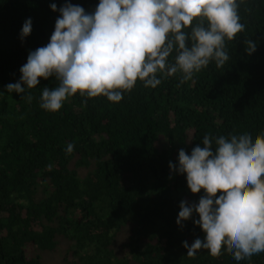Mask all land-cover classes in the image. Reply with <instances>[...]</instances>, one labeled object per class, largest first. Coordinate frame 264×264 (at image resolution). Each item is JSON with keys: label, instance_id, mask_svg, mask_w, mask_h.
<instances>
[{"label": "trees", "instance_id": "trees-1", "mask_svg": "<svg viewBox=\"0 0 264 264\" xmlns=\"http://www.w3.org/2000/svg\"><path fill=\"white\" fill-rule=\"evenodd\" d=\"M99 2L0 0V264H43L61 244L70 264H264V252L236 261L226 247L218 257L204 249L187 256L184 242L204 233L198 214L177 224L180 203L204 193L192 194L186 175L170 169L205 134L264 133V0L240 6L245 30L226 41L224 68L210 62L183 84L179 74L158 76L159 86L138 82L119 103L77 94L58 112L40 107L55 78L22 94L30 103L7 92L29 53L50 42L59 8L93 13ZM28 19L32 32L22 39ZM245 39L257 44L250 56Z\"/></svg>", "mask_w": 264, "mask_h": 264}, {"label": "clouds", "instance_id": "clouds-1", "mask_svg": "<svg viewBox=\"0 0 264 264\" xmlns=\"http://www.w3.org/2000/svg\"><path fill=\"white\" fill-rule=\"evenodd\" d=\"M245 0H100L93 13L66 3L46 46L28 55L21 80L7 85L8 93L26 94L41 79L55 78L57 86L44 87L40 107L58 112L69 98L105 97L119 103L123 93L138 82L156 88L163 78L179 74L180 83L214 62L224 68L230 57L226 41L245 30L239 13ZM57 11L56 4L51 5ZM32 32L28 19L21 37ZM252 55L257 44L245 39ZM171 58V61H170ZM29 103L32 95H22ZM215 140V147L213 146ZM202 145V146H201ZM74 145H67V153ZM173 173L186 175L191 193L203 191L198 203L181 201L177 224L193 214L204 233L189 246L188 257L201 249L218 257L225 249L236 261L264 252V133L205 134L191 155L181 149Z\"/></svg>", "mask_w": 264, "mask_h": 264}, {"label": "rangeland", "instance_id": "rangeland-1", "mask_svg": "<svg viewBox=\"0 0 264 264\" xmlns=\"http://www.w3.org/2000/svg\"><path fill=\"white\" fill-rule=\"evenodd\" d=\"M70 261L71 258L65 254V245L62 244L54 253L42 255L43 264H70Z\"/></svg>", "mask_w": 264, "mask_h": 264}]
</instances>
